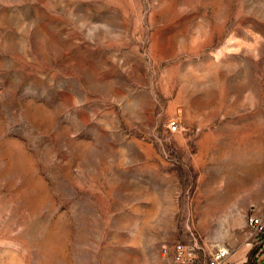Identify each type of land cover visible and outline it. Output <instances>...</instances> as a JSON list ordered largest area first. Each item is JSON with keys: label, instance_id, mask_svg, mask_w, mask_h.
I'll list each match as a JSON object with an SVG mask.
<instances>
[{"label": "rangeland", "instance_id": "obj_1", "mask_svg": "<svg viewBox=\"0 0 264 264\" xmlns=\"http://www.w3.org/2000/svg\"><path fill=\"white\" fill-rule=\"evenodd\" d=\"M250 216L264 0H0V264H257Z\"/></svg>", "mask_w": 264, "mask_h": 264}, {"label": "built area", "instance_id": "obj_2", "mask_svg": "<svg viewBox=\"0 0 264 264\" xmlns=\"http://www.w3.org/2000/svg\"><path fill=\"white\" fill-rule=\"evenodd\" d=\"M178 124L175 120L168 122L171 132L177 130ZM247 225L255 236L264 231L259 216H250ZM171 264H229V250L226 247H217L210 251H203L196 243L175 242L169 250L163 246L162 255H169Z\"/></svg>", "mask_w": 264, "mask_h": 264}, {"label": "crops", "instance_id": "obj_3", "mask_svg": "<svg viewBox=\"0 0 264 264\" xmlns=\"http://www.w3.org/2000/svg\"><path fill=\"white\" fill-rule=\"evenodd\" d=\"M249 249H244L241 254L238 255V252L235 251V253L230 254L229 256V264H249L248 262V253ZM237 252V253H236ZM257 264H264V253L260 256V258L257 261Z\"/></svg>", "mask_w": 264, "mask_h": 264}, {"label": "trees", "instance_id": "obj_4", "mask_svg": "<svg viewBox=\"0 0 264 264\" xmlns=\"http://www.w3.org/2000/svg\"><path fill=\"white\" fill-rule=\"evenodd\" d=\"M263 241H264V233L260 237V242H263Z\"/></svg>", "mask_w": 264, "mask_h": 264}]
</instances>
